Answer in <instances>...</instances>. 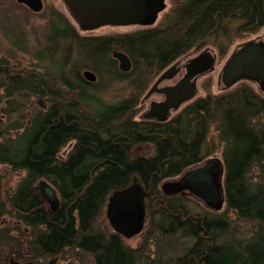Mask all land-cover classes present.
<instances>
[{
  "label": "trees",
  "instance_id": "1",
  "mask_svg": "<svg viewBox=\"0 0 264 264\" xmlns=\"http://www.w3.org/2000/svg\"><path fill=\"white\" fill-rule=\"evenodd\" d=\"M37 14L44 27L32 68L0 57V164L23 174L13 189L0 182V219L12 215L28 230L10 241L0 228V253L19 241L51 264L65 248L93 264H264V94L250 80L218 91L209 80L164 120L140 114L142 96L176 61L203 49L225 57L260 32L264 0H168L153 24L108 33L80 30L56 8ZM12 18L4 15L16 25ZM115 51L127 54L130 71L118 69ZM120 82L128 94L103 102L98 94ZM141 144L152 152L134 154ZM217 149L220 208L190 191L164 192ZM40 180L53 187L56 208ZM135 184L144 191L146 231L134 246L96 221L112 194Z\"/></svg>",
  "mask_w": 264,
  "mask_h": 264
},
{
  "label": "water",
  "instance_id": "2",
  "mask_svg": "<svg viewBox=\"0 0 264 264\" xmlns=\"http://www.w3.org/2000/svg\"><path fill=\"white\" fill-rule=\"evenodd\" d=\"M62 1L79 29L83 31L93 30L102 25L148 26L156 21L158 14L165 7V0ZM16 2L25 5L34 13L43 9L42 0H16ZM112 57L117 61V67L121 72L130 71L132 64L127 54L115 51ZM178 62L162 72L148 92L161 93L165 99L162 102H151L144 117L164 120L171 110L177 109L182 102L190 99L195 92L191 80L210 69L213 54L208 51L203 52L185 64L187 71L185 78L174 86L157 89L158 83L170 79L176 73ZM83 75L91 82L96 79L90 71H84ZM240 80L257 83L259 89L264 92V39L243 44L227 60L220 75L222 85L228 88ZM39 105L42 106V103L39 102ZM222 175L223 165L219 159L214 157L202 166L187 171L179 179L165 183L163 190L168 194L190 191L207 205L220 208L223 203ZM38 185L52 209L56 208L58 199L53 187L43 180H40ZM145 214L144 191L139 184L112 194L106 204V217L112 229L124 238H131L144 230Z\"/></svg>",
  "mask_w": 264,
  "mask_h": 264
},
{
  "label": "rangeland",
  "instance_id": "3",
  "mask_svg": "<svg viewBox=\"0 0 264 264\" xmlns=\"http://www.w3.org/2000/svg\"><path fill=\"white\" fill-rule=\"evenodd\" d=\"M42 1H43V8H47V9L56 8L58 10L63 11L66 15H68L60 0H42ZM165 4L168 5V0H165ZM4 15H6L8 18L9 16L11 18L13 17L12 19L15 20L16 25H19L20 27H17L16 25L13 24L12 25L8 24L6 20H4ZM70 21L72 22V19H70ZM43 27H44V20L40 14L31 12L26 6L16 2V0H0V57L7 58L10 61L11 65L17 66V64H19V67L21 68L31 69L32 65L35 64L36 62L34 57L32 56L31 50H33L34 47L36 46L35 42L37 39H39L42 42ZM137 28L138 27H132V26L101 27L92 30L91 32L108 33L111 31H127V30H134ZM18 34L22 35L21 37L22 39H24V41L17 36ZM259 36H262L261 39H264V28L255 35L247 36L244 39L235 42L234 45L231 47L230 51L228 52V55L225 57L216 56L215 51L211 49H203L199 52H196V54L194 55H188V57L186 58H181L180 63L182 64V66H184L186 63L195 59L197 56H199L205 51L211 52L213 54V63L210 69L206 73L194 79L193 84H194L195 92L190 99H193V97H195L196 95L202 94L201 87L207 82H209V80H212L213 82V91H218L222 89L223 85L220 81V75L229 57L237 49V47L239 48L240 45L242 46L243 44L249 41L261 40V39L253 40L258 38ZM8 38L11 41L17 42L19 46L23 47V45H28L29 51L24 52L18 49L12 43H10ZM154 83L151 84L150 88L145 92V94L142 96L140 100L141 115H144V113L148 110V106L151 100L161 99L156 94L148 93L152 88V86L154 85ZM253 87L256 90L259 89L256 83L253 84ZM127 94H128V89L126 88L125 83L120 82L113 84L107 91L102 92L100 95L98 94V96H100L101 100L105 103H115L120 99L124 98ZM190 99L184 101L178 108H180L184 103H186ZM42 107H44L43 104ZM65 150L66 149H64L62 152H64ZM133 152L136 155L137 154L148 155L152 152V146H150L149 144H141L138 147H136L133 150ZM220 152L221 150L217 149V151L214 152V154H212L209 158H207V160L215 157L219 159L222 163ZM22 175H23L22 173L14 172L8 166L0 164V182L4 191L13 189ZM222 176H224V174ZM109 198L104 203L102 211L96 221V227L99 230H102L103 228L112 229L106 217V204ZM223 204L224 202L222 203V205ZM19 227L21 228L18 229ZM0 228L2 229L7 228L6 236L8 239H10V241H16L18 234L21 235L28 233L27 228L23 226L21 222L17 221V219L12 215L2 216V218L0 219ZM145 231H146V227L144 228L143 233L141 235L138 234L131 238H125L126 239L125 242H127L129 245H134V246L137 245L138 243H140L141 239L143 238ZM6 247L7 246H5L2 249H6ZM79 256L81 258H79ZM56 259H59L58 261H56L57 264H93L90 256L78 252V250L75 248L63 249L56 257Z\"/></svg>",
  "mask_w": 264,
  "mask_h": 264
},
{
  "label": "flooded vegetation",
  "instance_id": "4",
  "mask_svg": "<svg viewBox=\"0 0 264 264\" xmlns=\"http://www.w3.org/2000/svg\"><path fill=\"white\" fill-rule=\"evenodd\" d=\"M60 2L64 6V9H65L66 13H68L69 18L72 19V23L78 27V24L76 23V21L73 19V17L69 13V11H68L67 7L65 6V4L63 3V1L60 0ZM130 26H132V27H142V26H145V25H129V27ZM101 27H118V26L102 25V26H99L98 28H101ZM98 28H96V29H98ZM93 30H95V29H93ZM91 31L92 30H87L85 32H91ZM176 62H178V61H176ZM174 64H172V65H174ZM176 70H177L176 73L170 79H166V80L161 81L160 83L157 84L156 88L157 89H160V88H163V87L174 86L180 80H182L183 78L186 77V73H187L186 67H185V65L182 66V64L180 63V61L176 65ZM201 75H198L195 78H197V77H199ZM195 78H193L191 80L192 83H193V81H194ZM230 87L232 88L233 85L230 86ZM258 90L260 92H262L260 89H258ZM262 93L264 94V92H262ZM152 94H156L161 99H159V100H151L150 103L151 102H162L165 99L164 98V95L161 94V93L154 92ZM4 250L2 249V252L0 253V264H51L52 263V257H48V256H45V255H38L35 251L30 250L26 246L22 245V243H20L19 241H17V244H9V245H7L6 249H4ZM53 264H57V262L56 263H53Z\"/></svg>",
  "mask_w": 264,
  "mask_h": 264
}]
</instances>
